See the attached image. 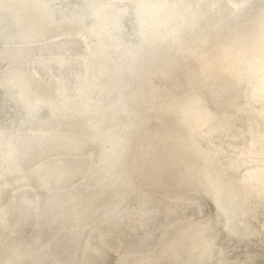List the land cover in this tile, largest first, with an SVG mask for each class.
Here are the masks:
<instances>
[{"label":"water","instance_id":"obj_1","mask_svg":"<svg viewBox=\"0 0 264 264\" xmlns=\"http://www.w3.org/2000/svg\"><path fill=\"white\" fill-rule=\"evenodd\" d=\"M0 264H264V0H0Z\"/></svg>","mask_w":264,"mask_h":264}]
</instances>
